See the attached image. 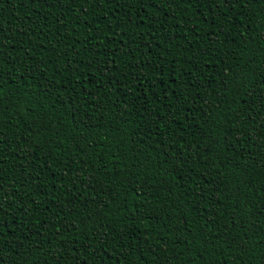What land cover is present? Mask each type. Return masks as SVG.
I'll return each instance as SVG.
<instances>
[{
  "label": "trees",
  "instance_id": "1",
  "mask_svg": "<svg viewBox=\"0 0 264 264\" xmlns=\"http://www.w3.org/2000/svg\"><path fill=\"white\" fill-rule=\"evenodd\" d=\"M162 7L163 27L149 22L154 9L140 10L141 22L135 6L104 3L89 6L87 19L77 5L66 7L57 23L61 11L55 7L0 0V44L7 45L0 55L7 53L4 67L12 71L10 79L5 77L0 108V175L5 188L14 185L23 199L15 223H5L7 264L11 259L20 264L22 258L24 264L45 259L55 264L53 252L63 253L60 264H72L74 258L80 264L85 258L87 264H114L125 243L136 251L121 256L120 264H131L149 244L151 252L140 264H153V255L166 264H200L192 246L205 264H252L264 249V231L255 220L264 221L259 212L264 138L256 131L264 118V101L256 98V78L264 70V0L231 6L224 19L232 23L224 24L223 33L211 23L217 9L183 3ZM117 17L127 31L116 23L104 27ZM112 32L123 35L112 38ZM53 46L55 53L49 51ZM37 63L38 70L25 71ZM72 77L75 83L66 84ZM245 112L251 119L241 126L251 139L240 135L239 142L229 144L225 133L244 120ZM181 153L184 162L177 159ZM241 153L251 158L244 160ZM73 196L76 211L60 219L72 208ZM86 213L111 222L105 247L113 259L104 254L93 259L96 246L104 243L100 239L92 248L83 247L85 237L95 233L92 221L81 223ZM69 222L76 227L66 231L63 225ZM21 227L23 232L12 230ZM124 232L130 235L117 243ZM201 233L210 242L203 248ZM234 234L237 243L228 248L224 241ZM184 238L188 243L181 242ZM19 242L25 247L31 242V250L25 252ZM244 242L245 251L256 247L241 260L238 245Z\"/></svg>",
  "mask_w": 264,
  "mask_h": 264
},
{
  "label": "snow or ice",
  "instance_id": "2",
  "mask_svg": "<svg viewBox=\"0 0 264 264\" xmlns=\"http://www.w3.org/2000/svg\"><path fill=\"white\" fill-rule=\"evenodd\" d=\"M32 3L34 6L37 5H43L49 8L55 7L57 8L58 11H61L62 9L66 7H70L71 5H77L78 8L82 9L85 13V19H87L88 16V7L92 5L99 6L101 3H104L105 5H113L114 8H122L123 4H128V6L131 8L135 6L137 8V12L135 15L138 17V19L143 22L145 17L139 16V11L144 10L147 11L148 9H154L155 11L149 12L148 13V19L149 22H155L159 21L160 26L163 27L164 25V20L161 19L162 16H164L166 9L162 7V5H167V4H176L179 5L183 3L187 8H198L201 5H203L206 8H212V9H217V13L212 14V19L211 23L215 24L217 26L216 30L218 32L223 33L224 32V24L229 23L231 24L232 21L231 19H228L225 21L224 17H227V13L230 9L231 6H243L246 3L251 2V0H25V6H27V3ZM75 10V9H73ZM115 16V11L112 13ZM223 14L220 19H218V15ZM99 15L103 16L104 19H107L106 16L103 15V13H100ZM46 18V17H45ZM63 18V12L61 11V15L57 17V23ZM205 21H207V16L202 17ZM128 21H132L133 17L132 15H128L126 17ZM189 19H191V15L189 16ZM119 17H117V22H109L106 24L104 27L111 28L113 26V23H116L117 27H120L124 31H127L125 26L123 24L118 23ZM4 31L2 27H0V32ZM199 35V33H196ZM112 38H115L117 35H123V32L121 33H115L112 32L110 34ZM227 35V33H225ZM172 39H175L174 34L171 36ZM135 41H133L134 43ZM59 43V42H58ZM191 43V41H189ZM7 47V45L0 44V50L4 49ZM50 52L55 53L57 51L56 47L53 46L51 49H49ZM65 56L67 53H63ZM31 55V54H29ZM7 57V53L4 55H0V108H3L4 105V100L6 98V94L4 92V85L6 83L5 77H8L9 79L11 78L12 71L11 69H5L4 63ZM49 62H51L49 60ZM40 63H43V59L41 60ZM40 63H37L33 69H29L25 67V71L29 74H31L32 71L38 70L40 68ZM71 61H67L65 65V71L69 72L71 70ZM136 67H139L137 65ZM78 70V69H77ZM161 71H163V68H161ZM83 74V73H81ZM76 77H72L70 79H67L65 81L66 84H74L76 81ZM138 81L141 79V77L136 78ZM159 79V78H158ZM259 82V96L256 97L257 99L264 101V70H262L259 74L258 77L256 78ZM195 83L193 82V87H195ZM227 87V83L224 85ZM85 88H87V85H84ZM168 86H165V88H162L161 91H165ZM45 91H49V88H45ZM134 88H133V93H134ZM183 92V89H181ZM257 92L256 88L252 89V94L255 95ZM164 100L167 101L169 104L175 103V100L173 101H168V97L165 96ZM207 115V113H204ZM2 115V113H0ZM163 113L160 115V118H163ZM251 119V114L250 112H245L244 113V120L239 121L237 124H233L232 127L225 133V138L230 137L229 139V144H232L233 141L239 142V137L240 135H245L246 139H251L250 136H248L244 130V128L241 126L243 125L244 121L250 120ZM150 123L155 124V121H150ZM191 126V125H190ZM257 134L259 137L264 138V118H262L260 127L256 130ZM2 135V133H0ZM157 135H159V132H157ZM4 144L3 140H0V145ZM241 157L244 160H248L251 157L250 156H244L243 153H241ZM177 159L181 162H184L185 157L184 154L181 153ZM171 163V162H169ZM261 167H264V165H260ZM40 171H43L41 169ZM53 176H55V173H52ZM211 175V173H209ZM60 179H63V177H60ZM203 179H207V177H204ZM71 184H75V179L71 181ZM39 188H42L43 185L37 186ZM37 187H33L32 191L35 192L37 191ZM203 190H201V195H203ZM15 200V203L13 201ZM76 201L77 198L73 196L71 199L68 200V204L72 206V208L64 213V216L60 217V219H64L65 217L71 215L76 211ZM33 203L35 204V200L33 198ZM23 204V199L20 197L19 190L14 186V185H9V188H5V183H4V177L0 175V264H7L6 261V256H5V240L3 239L5 233L9 232L10 229L5 227V223L13 224L16 221V217L14 215V212L17 210V208L20 207V205ZM7 205V207L5 206ZM35 206L38 208L40 207L39 204H35ZM208 205H204L203 208L206 210ZM11 209V211H10ZM49 211H52L51 208L48 209ZM59 211H64L63 208H60ZM260 216H264V201L261 202L260 208H259ZM54 215H57V213H54ZM7 218V221H6ZM141 218H144L141 216ZM172 217L169 215L167 217V220H171ZM256 222L260 225V231H264V221H260L259 217L255 218ZM89 221H92L93 225L95 226V233L91 236H86L85 240L83 241V247L85 249L87 248H92L93 244L92 241L95 239H100L104 241V243L98 244L95 248V255L93 256V259L95 260H100V254H104L105 259H113L112 254L108 253L105 247V244L107 243L109 239L108 235V229L112 228L111 222L105 224L102 222L101 218L97 216L96 219H93V215L91 213H86L84 219L81 220V223L88 224ZM231 223L235 224L236 223V218L233 217L231 220ZM64 229L66 231H71L73 228L76 227V224L73 222H69L63 225ZM163 227H167V223L163 225ZM12 230H19L21 232L24 231V228L21 227L19 229H12ZM210 230V229H209ZM86 230H81V234L84 233ZM113 232H115V229H112ZM58 234V233H57ZM226 235V233H224ZM130 235L128 232H124L122 234H118V239L117 243H120L121 241H124L125 236ZM242 235H247V233H242ZM218 238V237H217ZM201 239H204L205 243L201 245V247H205V245H208L210 242L205 239V236L203 233H201ZM19 241V238H17ZM182 243H188L187 238H184ZM20 243V248L24 249L25 252L30 251L32 247V243L30 242L27 247L23 244V242ZM234 243H237L236 241V236L235 234L232 237H229L228 240L224 241V245H226L228 248H231ZM261 244H264V237H261L260 240ZM247 242L240 243L238 246L240 247L241 250V256L238 257V259H243V255H248L253 252L255 249V244L252 245L251 248H248L247 251H245ZM12 248H15L16 245L12 244ZM79 247V246H78ZM53 248H55V245H53ZM115 251V249H114ZM132 251H136L135 249H128L125 244H121V250L116 254L114 257V264H120V257L125 256L126 254H130ZM165 249L163 247L160 248V252H164ZM191 251H196L197 255L201 257L200 264H205L203 260V254L199 252L195 246H192ZM151 252V245L149 244L148 249H145L141 247L139 249L138 255L136 258L131 262V264H140L141 260L146 259L147 254ZM16 256H20V251L17 250L15 253ZM47 255V254H45ZM59 257H63V253H55L53 252L52 254V260L55 262V264H60V259ZM8 258L11 259V253L8 254ZM169 259H174L171 254H169ZM11 264H17V261L15 259H11ZM20 264H24L23 258L21 259ZM43 264H49L48 259H45L43 261ZM72 264H80V261L78 259H73ZM83 264H87V258L84 259ZM100 264H104V260H100ZM153 264H166L165 261L159 260L157 261L156 255H153ZM223 264H227V260L223 262ZM247 264V262H245ZM252 264H264V249H261L260 251L256 252L255 255L253 256Z\"/></svg>",
  "mask_w": 264,
  "mask_h": 264
}]
</instances>
